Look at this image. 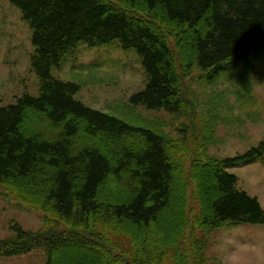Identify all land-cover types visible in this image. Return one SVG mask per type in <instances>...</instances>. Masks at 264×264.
Here are the masks:
<instances>
[{
	"label": "trees",
	"instance_id": "1",
	"mask_svg": "<svg viewBox=\"0 0 264 264\" xmlns=\"http://www.w3.org/2000/svg\"><path fill=\"white\" fill-rule=\"evenodd\" d=\"M9 1L31 29L39 94L0 106V188L44 227L15 223L0 256L41 248L45 264H209L210 231L264 224L257 197L227 170L263 159L264 139L234 157L210 155L213 122L188 85L195 70L211 83L231 65L252 67L264 48V0ZM114 41L138 55L146 79L129 104L187 116L178 138L162 123L87 106L78 83L52 75L79 43ZM241 86L240 97L251 89L247 79Z\"/></svg>",
	"mask_w": 264,
	"mask_h": 264
},
{
	"label": "rangeland",
	"instance_id": "2",
	"mask_svg": "<svg viewBox=\"0 0 264 264\" xmlns=\"http://www.w3.org/2000/svg\"><path fill=\"white\" fill-rule=\"evenodd\" d=\"M30 35V26L20 11L9 0H0V106L14 103L23 93L39 94L30 67ZM251 62V68L231 65L211 83L202 81L204 72L195 70L188 82L198 101L197 111L203 120L213 122L215 143L208 146V153L214 157L243 154L264 139V48L253 54ZM51 73L60 80L78 83L81 87L75 98L85 105L130 124L141 125L140 119L162 123L170 138H178L177 128L190 123L187 116L129 104V97L143 89L146 79L138 55L123 50L118 41L93 48L79 43ZM243 79L248 80L251 89L240 97ZM227 170L237 175V188L257 197L264 210V157ZM205 177L208 180L207 174ZM15 223L33 232L44 227L39 212L17 204L0 188V241L14 237ZM85 252L74 254L81 253L88 261L99 260L93 252ZM205 254L209 264H264V224L233 223L210 231ZM45 262L41 248L0 256V264Z\"/></svg>",
	"mask_w": 264,
	"mask_h": 264
}]
</instances>
